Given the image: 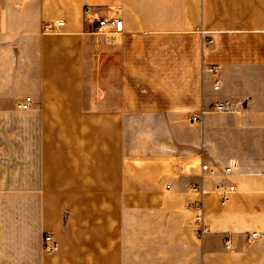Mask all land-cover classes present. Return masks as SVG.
<instances>
[{
    "label": "crops",
    "instance_id": "crops-1",
    "mask_svg": "<svg viewBox=\"0 0 264 264\" xmlns=\"http://www.w3.org/2000/svg\"><path fill=\"white\" fill-rule=\"evenodd\" d=\"M256 129L264 0H0V264H264Z\"/></svg>",
    "mask_w": 264,
    "mask_h": 264
},
{
    "label": "built area",
    "instance_id": "built-area-1",
    "mask_svg": "<svg viewBox=\"0 0 264 264\" xmlns=\"http://www.w3.org/2000/svg\"><path fill=\"white\" fill-rule=\"evenodd\" d=\"M65 27V22L63 20H57L56 22H53L52 24H46L43 26V32L46 34H54V33H60L62 28ZM124 28L123 21L120 17H111V18H103V19H97L96 18V26L94 28V32L96 34H101L106 31L113 32V33H122ZM213 41L210 40L209 44H212ZM210 72L212 74H216L218 72L217 67H212L210 69ZM31 106V98L28 97L24 100L23 103L19 105L20 109L22 110H29ZM212 109L216 112H231L236 109V106L229 102H217ZM189 121L191 123L199 122L200 118L198 116H192L189 118ZM203 170L207 171L208 166L203 165ZM233 172L232 167H226L224 169V173L226 175H231ZM236 191L235 186L228 184L227 182L221 183L217 188V194L220 196V199L223 204H225L229 200V196L233 194ZM197 210H200V206L196 208ZM196 225H197V237L199 239L203 238L207 233V228L203 223V216L202 214H198L196 216ZM258 234H253L252 238H256ZM230 243V242H229ZM43 251L45 254L51 255L55 254L59 249V243L56 241V239L52 235H46L43 239V245H42ZM229 248V246H228Z\"/></svg>",
    "mask_w": 264,
    "mask_h": 264
},
{
    "label": "rangeland",
    "instance_id": "rangeland-1",
    "mask_svg": "<svg viewBox=\"0 0 264 264\" xmlns=\"http://www.w3.org/2000/svg\"><path fill=\"white\" fill-rule=\"evenodd\" d=\"M211 125L213 126V128H212V130H211V134H212L213 137H215V133H216L215 126H216V124H211ZM225 125H230V126H231V124H225ZM255 132H256V137H257V139L264 137V133H261V132H263L262 130L260 131L259 129H256ZM58 250H59V249H58ZM57 252H58V251H57ZM57 252H56V253H57Z\"/></svg>",
    "mask_w": 264,
    "mask_h": 264
}]
</instances>
